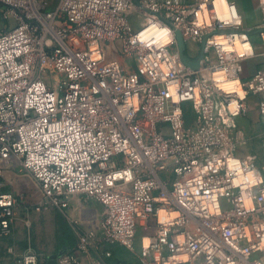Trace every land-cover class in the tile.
I'll return each mask as SVG.
<instances>
[{
    "label": "built area",
    "instance_id": "obj_1",
    "mask_svg": "<svg viewBox=\"0 0 264 264\" xmlns=\"http://www.w3.org/2000/svg\"><path fill=\"white\" fill-rule=\"evenodd\" d=\"M217 1L0 0L14 19L0 29V237L24 202L6 181L20 168L61 209L72 195L104 206L101 235L91 225L56 264H79L81 252L110 264L103 243L135 251L153 217L140 264H264V167L238 154L251 96L264 124V0L257 27L235 0H222L225 14ZM176 31L199 44L198 67ZM17 264H41L40 252L28 246Z\"/></svg>",
    "mask_w": 264,
    "mask_h": 264
},
{
    "label": "rangeland",
    "instance_id": "obj_2",
    "mask_svg": "<svg viewBox=\"0 0 264 264\" xmlns=\"http://www.w3.org/2000/svg\"><path fill=\"white\" fill-rule=\"evenodd\" d=\"M47 1L48 4L50 3L49 7L51 8L55 7L59 0ZM130 18L134 22L137 21L135 26L138 28L140 25L138 23L140 21V17L134 13ZM186 43L187 50H189V45L193 50L199 48V44L196 42L188 41ZM120 59L126 67L133 68L132 62L129 58L123 56L120 57ZM259 61H262L261 56L254 58V64L252 65L253 73L258 67ZM186 104L188 112L186 118L188 123L192 124L194 121V112L191 105L189 103ZM251 105L253 106L254 103H251ZM250 113L251 114L248 116L238 118L241 120V126H243L242 128L247 136V143L239 148L238 154H252L258 166L263 169L264 124L258 117V100ZM6 181L8 183L7 187L11 191L15 192L19 200H23L24 202H18L17 204V218L14 223L12 236L8 238L0 237V264H17L20 255L30 245L36 247L41 252V264H56L57 256L60 251L73 247L75 242L79 240L80 235L87 230L85 227L88 224H83L84 226L79 225L73 219L84 213V211H82L83 207V209L86 210H97L96 214L89 212V215L88 213L87 215H83L89 219L88 220L86 218L83 222L89 221L92 226H96L97 229H100V233L105 209L104 206L95 198L72 195L70 200L73 206L70 207L68 209V213H66L59 207L45 201L39 187H37L20 168H17L16 170H9L6 173ZM167 186L171 188V184L169 182ZM41 202H43V206L40 210H37L35 206ZM156 228L157 220L155 217H153L147 224L139 223L135 240L136 254L126 248L121 249V253L122 250H124L125 253L132 254V258L134 260V257L139 255L141 251L143 239L145 242H148V235H155ZM10 244L14 246L13 252L8 250V246ZM136 258L138 259V256Z\"/></svg>",
    "mask_w": 264,
    "mask_h": 264
},
{
    "label": "crops",
    "instance_id": "obj_3",
    "mask_svg": "<svg viewBox=\"0 0 264 264\" xmlns=\"http://www.w3.org/2000/svg\"><path fill=\"white\" fill-rule=\"evenodd\" d=\"M235 1H236V4H237V8H238V10H239V12H240V14L242 16V20H243V25L244 26H246V27H257L258 25H260V23L262 22V10H261V6H260V3H259V0H235ZM49 4H48V6H50ZM51 8H54V7H51ZM6 9L7 8L4 5L0 4V29L1 30H6L9 27H11L13 25V21H14V19L12 17H8L7 19L4 18V14L6 12ZM252 37H254V38L257 37V33L253 32L252 33ZM188 49L189 50H187V52H186L188 55H190L192 57L198 55L197 48L195 50H193L192 47H190V45H189ZM254 58H250V59H247V60L244 61V63H243V72H242V75L244 77H249V76H251L253 74L252 65L254 64L253 63L254 62ZM260 63L261 62L259 61L258 66H260ZM257 100H258V98L256 96H251V98H250L251 103L252 104L254 103V105H256ZM253 106H252V109H253ZM252 109H251V112H252ZM258 117H259V114H258ZM238 121L240 122L241 120L238 119ZM240 125H242L241 122H240ZM78 196H81V195H78ZM83 197H85V196H83ZM72 206H73V204H72L71 200L69 199V205L67 207L63 208V209H61V208L60 209L62 211H65L66 213H68V209L70 207H72ZM89 212H90L89 209H87V211L84 210L83 214L78 215L77 217L73 218L74 221L77 224H79V225L88 224L85 227L86 229H88L91 226V223H89V221L88 222H83V220H85L87 218V217H85L83 215H86ZM92 224H93V222H92ZM86 229H84V230H86ZM77 241L75 242L73 247L76 245ZM73 247L68 248V249H72ZM123 248H126V247L121 245V244H118V243H116V244L103 243V245H102V249L103 250H101L100 254L103 257H105L107 262H109L110 264H118L120 262H123L124 264H140L139 261H138L139 259L136 258L138 255L134 257V260H135L134 261L133 258H132V254L125 253L124 250H122V253H121V249H123ZM68 249H66V250H68ZM126 249L129 250L128 248H126ZM37 250L39 251V249H37ZM106 250H108V251L110 250L111 251V256L106 257L104 255L105 254L104 252ZM62 251H65V250H61L60 253ZM129 251H131V250H129ZM131 252L136 254L135 251H131ZM79 254H80V257H81V261H80L79 264H90V256L89 255L87 256V255L83 254L82 252L79 253ZM91 255H93V254H91Z\"/></svg>",
    "mask_w": 264,
    "mask_h": 264
},
{
    "label": "water",
    "instance_id": "obj_4",
    "mask_svg": "<svg viewBox=\"0 0 264 264\" xmlns=\"http://www.w3.org/2000/svg\"><path fill=\"white\" fill-rule=\"evenodd\" d=\"M177 39H178V45H179V52L181 58L184 60V62L188 65H191L193 67H198L199 65V59L198 58H191L186 52H187V46L186 42L182 36V33L180 31H176Z\"/></svg>",
    "mask_w": 264,
    "mask_h": 264
},
{
    "label": "bare ground",
    "instance_id": "obj_5",
    "mask_svg": "<svg viewBox=\"0 0 264 264\" xmlns=\"http://www.w3.org/2000/svg\"><path fill=\"white\" fill-rule=\"evenodd\" d=\"M223 1H225V0H223ZM217 8H218V10H219V12L221 13V14H225V6L223 5V2H222V0H218L217 1ZM231 85V84H230ZM84 208V207H83ZM82 208V211H84V210H86V209H83ZM87 211V210H86ZM91 213H94V214H96V211L97 210H89ZM164 212L162 211L161 212V214H163ZM87 215V214H86ZM88 215H89V213H88ZM88 219V218H87ZM89 220V219H88ZM146 243H147V241H146Z\"/></svg>",
    "mask_w": 264,
    "mask_h": 264
}]
</instances>
